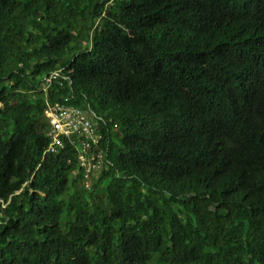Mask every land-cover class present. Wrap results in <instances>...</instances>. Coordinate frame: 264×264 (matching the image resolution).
<instances>
[{
	"label": "trees",
	"instance_id": "16d2710c",
	"mask_svg": "<svg viewBox=\"0 0 264 264\" xmlns=\"http://www.w3.org/2000/svg\"><path fill=\"white\" fill-rule=\"evenodd\" d=\"M47 99L106 121L89 187ZM1 200L0 264H264V0H0Z\"/></svg>",
	"mask_w": 264,
	"mask_h": 264
},
{
	"label": "built area",
	"instance_id": "2783aa9c",
	"mask_svg": "<svg viewBox=\"0 0 264 264\" xmlns=\"http://www.w3.org/2000/svg\"><path fill=\"white\" fill-rule=\"evenodd\" d=\"M60 78L70 79L62 70L54 71L44 78L42 90H48ZM46 103L45 117L49 124L50 137L46 153L59 152L67 144L75 147L77 169L83 171L80 182L87 187L91 186L94 178L112 166L109 142L105 141V135L99 126L102 121H106L90 107L85 109L72 103L49 99Z\"/></svg>",
	"mask_w": 264,
	"mask_h": 264
},
{
	"label": "clouds",
	"instance_id": "9594fccd",
	"mask_svg": "<svg viewBox=\"0 0 264 264\" xmlns=\"http://www.w3.org/2000/svg\"><path fill=\"white\" fill-rule=\"evenodd\" d=\"M2 202H4L3 200H1V202H0V204L2 203ZM7 204V203H6ZM5 206V205H4Z\"/></svg>",
	"mask_w": 264,
	"mask_h": 264
}]
</instances>
